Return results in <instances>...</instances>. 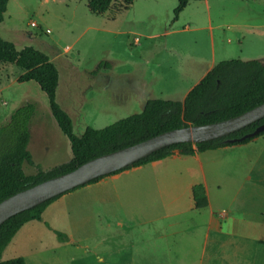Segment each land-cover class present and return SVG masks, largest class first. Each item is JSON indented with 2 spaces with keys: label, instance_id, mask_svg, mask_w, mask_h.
<instances>
[{
  "label": "rangeland",
  "instance_id": "rangeland-1",
  "mask_svg": "<svg viewBox=\"0 0 264 264\" xmlns=\"http://www.w3.org/2000/svg\"><path fill=\"white\" fill-rule=\"evenodd\" d=\"M177 8L176 0H135L128 9L117 1L105 15L95 16L86 0H10L0 37L18 51L30 47L51 58L60 76L57 102L71 117L74 134L82 137L87 128L102 130L140 114L148 100H182L191 82H167L169 66L177 59L172 48L210 59L214 47L218 62L264 64V0L191 2L179 17ZM186 27L191 31L164 37ZM23 73L16 65L0 64V126L24 104H34L30 152L35 164L48 169L69 162L70 144L52 116L48 97L37 83L19 84ZM145 82L152 86L140 98ZM241 146L220 153L226 155L225 164L213 175V201L223 233L214 230L208 242L202 235L171 239L189 244L174 249L173 261L155 260V242L147 246L136 239L130 247L116 248L109 233L101 244L103 231L92 202L79 204L69 218L61 206L46 214L45 221H56L58 232L71 236L68 241L35 221L17 234L2 259L24 258L26 264H264V136Z\"/></svg>",
  "mask_w": 264,
  "mask_h": 264
},
{
  "label": "trees",
  "instance_id": "trees-1",
  "mask_svg": "<svg viewBox=\"0 0 264 264\" xmlns=\"http://www.w3.org/2000/svg\"><path fill=\"white\" fill-rule=\"evenodd\" d=\"M86 1L92 15L102 16L110 11L114 2L120 1L128 9L135 0ZM176 1L178 8L175 10V15L179 17L191 2L203 0ZM9 2L10 0H0V26L4 22ZM0 64L16 65L24 72L17 80L19 84L34 82L40 86L48 97L52 116L68 140L72 153V158L67 163L47 171L38 167L30 152L31 125L37 114V108L31 103L18 108L9 120L0 126V203L47 180L72 172L101 156L170 131L224 122L264 104V64L259 60L224 61L217 63L189 92L184 101L151 99L147 101L140 114L120 120L102 130L87 128L82 137H77L74 134L71 117L57 102L60 76L56 65L48 55L30 47L18 51L13 43L0 37ZM263 124L264 119L225 138L200 144H178L164 148L131 167L98 178L86 186L133 168L165 160L174 156L176 151L179 155L187 157L197 153L247 145L264 136L263 133L255 138L244 139ZM29 167L36 169L34 175L26 174L25 169ZM69 193L14 216L0 227V264H26L24 258L3 261L2 257L25 225L42 221V216L48 207ZM194 199L198 209L208 206L205 189L200 185L194 188ZM54 232L60 241L69 240L66 235L58 231Z\"/></svg>",
  "mask_w": 264,
  "mask_h": 264
},
{
  "label": "crops",
  "instance_id": "crops-1",
  "mask_svg": "<svg viewBox=\"0 0 264 264\" xmlns=\"http://www.w3.org/2000/svg\"><path fill=\"white\" fill-rule=\"evenodd\" d=\"M208 9H210L209 6ZM210 29L213 28L210 27ZM188 31H191L190 27L167 32L164 37L181 35ZM171 50V54L177 59L169 66L167 82L170 86H181L184 82H191L190 89L184 94L183 99L179 100L184 101L189 92L219 62L216 59L214 47L210 53V59L201 52L184 53L175 48ZM156 79L161 83L159 77ZM151 86V83L145 82L139 88L140 98L149 91ZM236 147L242 146L197 153L187 157L176 153L165 160L107 177L96 184L64 195L48 207L40 222L48 224L51 230L58 231L59 229L54 225L56 221L51 219L45 221L46 214L50 210L61 206L67 210L66 215L69 218L72 215L71 210H75L79 204L92 202L95 203V214L100 230L103 231L100 235L101 244L105 241V237L108 238L109 233L111 245L116 248L130 247L137 241L136 239L147 246L155 242L158 248L155 260L161 262L164 257H167V261H173L176 257L175 250L185 248L189 244H173L171 239L180 238L182 235H186L187 238L202 235L201 237L204 236V240L208 242L210 233L214 230L223 233L222 220L217 217L213 201V175H217V172L224 167L225 154ZM32 155L34 158L33 153ZM217 156L220 158L215 159ZM52 168L54 167L42 169L47 171ZM35 173L36 169L30 175ZM199 185L204 187L208 201V206L202 209L196 207L194 199V188ZM227 216L229 217V214ZM201 231L204 235L200 233ZM253 231L256 232V229L254 228ZM248 233L252 238H256V233ZM16 237L10 245L16 242ZM68 237L71 238L70 235ZM8 248L10 249L11 246ZM159 249L162 255H159ZM104 256V252L98 255L100 263L104 262Z\"/></svg>",
  "mask_w": 264,
  "mask_h": 264
},
{
  "label": "water",
  "instance_id": "water-1",
  "mask_svg": "<svg viewBox=\"0 0 264 264\" xmlns=\"http://www.w3.org/2000/svg\"><path fill=\"white\" fill-rule=\"evenodd\" d=\"M264 119V104L230 120L163 133L134 146L101 156L76 170L47 180L0 203V227L9 219L90 182L133 166L152 154L178 144H200L228 137ZM264 133V124L244 139ZM178 153V151H176Z\"/></svg>",
  "mask_w": 264,
  "mask_h": 264
}]
</instances>
